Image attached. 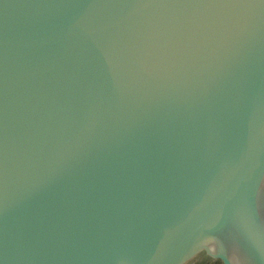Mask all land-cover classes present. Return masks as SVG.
I'll list each match as a JSON object with an SVG mask.
<instances>
[{
	"label": "water",
	"instance_id": "obj_1",
	"mask_svg": "<svg viewBox=\"0 0 264 264\" xmlns=\"http://www.w3.org/2000/svg\"><path fill=\"white\" fill-rule=\"evenodd\" d=\"M200 256L264 264V0H0V264Z\"/></svg>",
	"mask_w": 264,
	"mask_h": 264
},
{
	"label": "rangeland",
	"instance_id": "obj_2",
	"mask_svg": "<svg viewBox=\"0 0 264 264\" xmlns=\"http://www.w3.org/2000/svg\"><path fill=\"white\" fill-rule=\"evenodd\" d=\"M202 259H204L203 256H200L199 258L193 260L192 264H198Z\"/></svg>",
	"mask_w": 264,
	"mask_h": 264
},
{
	"label": "trees",
	"instance_id": "obj_3",
	"mask_svg": "<svg viewBox=\"0 0 264 264\" xmlns=\"http://www.w3.org/2000/svg\"><path fill=\"white\" fill-rule=\"evenodd\" d=\"M208 264H221L220 260H213L211 262H209Z\"/></svg>",
	"mask_w": 264,
	"mask_h": 264
},
{
	"label": "flooded vegetation",
	"instance_id": "obj_4",
	"mask_svg": "<svg viewBox=\"0 0 264 264\" xmlns=\"http://www.w3.org/2000/svg\"><path fill=\"white\" fill-rule=\"evenodd\" d=\"M207 263H208V262H204L203 264H207ZM198 264H202V262H201V263L199 262Z\"/></svg>",
	"mask_w": 264,
	"mask_h": 264
}]
</instances>
